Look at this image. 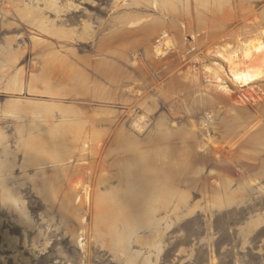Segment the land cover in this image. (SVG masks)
Segmentation results:
<instances>
[{
    "label": "rangeland",
    "instance_id": "1",
    "mask_svg": "<svg viewBox=\"0 0 264 264\" xmlns=\"http://www.w3.org/2000/svg\"><path fill=\"white\" fill-rule=\"evenodd\" d=\"M255 38L264 0H0V264H264Z\"/></svg>",
    "mask_w": 264,
    "mask_h": 264
},
{
    "label": "bare ground",
    "instance_id": "2",
    "mask_svg": "<svg viewBox=\"0 0 264 264\" xmlns=\"http://www.w3.org/2000/svg\"><path fill=\"white\" fill-rule=\"evenodd\" d=\"M262 37L263 36H261V38ZM261 38H255L248 43L245 42L241 44L239 47V50H240L239 56L233 55V56L223 58L224 64L227 67L228 71L230 72L232 78L239 84L249 83L250 81H253L259 77V73H250L248 71L241 70L240 65L244 64L246 60H251L254 55L257 56L255 60L258 59V55H261L262 57L261 60L264 62V41ZM239 57L241 59L238 60L237 58ZM57 163H61V161L57 160ZM68 190L69 192L74 193L71 187H69ZM69 199L70 197L68 196V194L64 195L65 203Z\"/></svg>",
    "mask_w": 264,
    "mask_h": 264
}]
</instances>
